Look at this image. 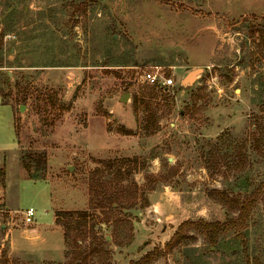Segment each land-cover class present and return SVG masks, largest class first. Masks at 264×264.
Returning <instances> with one entry per match:
<instances>
[{"label": "rangeland", "instance_id": "rangeland-1", "mask_svg": "<svg viewBox=\"0 0 264 264\" xmlns=\"http://www.w3.org/2000/svg\"><path fill=\"white\" fill-rule=\"evenodd\" d=\"M220 1L0 0V264H133L236 216L264 180V0ZM155 66L175 85L141 82ZM65 211L91 217L66 231ZM245 236L192 232L153 264H264V201Z\"/></svg>", "mask_w": 264, "mask_h": 264}, {"label": "trees", "instance_id": "trees-1", "mask_svg": "<svg viewBox=\"0 0 264 264\" xmlns=\"http://www.w3.org/2000/svg\"><path fill=\"white\" fill-rule=\"evenodd\" d=\"M105 164L108 168L113 165L112 162H105ZM25 166L28 171L31 169L29 163H26ZM93 189L95 190L92 183V190ZM100 192V200L95 204L92 195L90 202L94 209L100 210L101 214H104L107 220H109L116 215L119 208V202L117 201V198L107 194L105 191L101 190ZM262 201H264V180L259 183V185H257L248 195L233 199L236 210L235 217H230L224 222H209L203 219L197 221L189 219L185 220L180 223L173 237L166 243L164 250L155 249L148 252L133 264H153L161 258L166 257L178 244H180L183 240L185 241L188 234L192 232L203 237L212 246L218 245L222 237L230 233H236L241 235L244 245H246V249L248 250V241L245 235L250 227L254 211ZM90 217L91 214L87 211H65L57 214V223L67 231L74 228L73 225L82 223L87 224V220H89ZM66 231L65 234H67ZM81 242L83 244V239H81ZM99 251H102L107 256H110L112 253V250H110L107 246V242L103 240L97 245L89 243L87 247L79 250L76 257L77 260H81L82 262L87 261L90 256L95 255Z\"/></svg>", "mask_w": 264, "mask_h": 264}, {"label": "built area", "instance_id": "built-area-1", "mask_svg": "<svg viewBox=\"0 0 264 264\" xmlns=\"http://www.w3.org/2000/svg\"><path fill=\"white\" fill-rule=\"evenodd\" d=\"M141 82L148 83L152 86L169 88L175 85V80L172 76H167L164 73L163 68L155 66L148 71H145L141 76ZM36 212L33 208L28 209L25 212L24 222L26 224H32Z\"/></svg>", "mask_w": 264, "mask_h": 264}, {"label": "water", "instance_id": "water-1", "mask_svg": "<svg viewBox=\"0 0 264 264\" xmlns=\"http://www.w3.org/2000/svg\"><path fill=\"white\" fill-rule=\"evenodd\" d=\"M201 70H197V71H194V72H192L188 77H187V79L185 80V82L186 83H192L193 81H194V77H195V75L197 74V73H199ZM127 95L128 94H124V96H123V100H126V98H127ZM22 110V109H21Z\"/></svg>", "mask_w": 264, "mask_h": 264}, {"label": "crops", "instance_id": "crops-1", "mask_svg": "<svg viewBox=\"0 0 264 264\" xmlns=\"http://www.w3.org/2000/svg\"><path fill=\"white\" fill-rule=\"evenodd\" d=\"M224 1H225V0H221L220 2H224ZM228 2L230 3L231 0H229ZM224 3H225V2H224ZM229 3H228V4H229ZM158 4H159V3H157V6H158ZM183 7H184V6H182V8H183ZM182 10H183V9H181L180 11L178 10L179 13H178L175 17H173L175 20H177V19H178V16L181 15V12L184 13V10H183V11H182ZM227 12H231V9H229ZM149 16H150V15H149ZM150 17H151V16H150ZM181 17H184V15L182 14ZM160 18L162 19V21H164V20H163V17H160ZM171 19H172V18H171ZM171 19H170V21H171ZM2 227H5V225H3Z\"/></svg>", "mask_w": 264, "mask_h": 264}]
</instances>
